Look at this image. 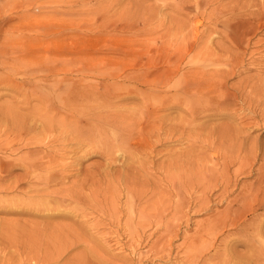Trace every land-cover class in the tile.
<instances>
[{"label":"bare ground","instance_id":"bare-ground-1","mask_svg":"<svg viewBox=\"0 0 264 264\" xmlns=\"http://www.w3.org/2000/svg\"><path fill=\"white\" fill-rule=\"evenodd\" d=\"M67 2L69 7L87 3H97V6L87 8L86 12L66 10V19H70L71 14L92 19L100 15L107 19L112 9L122 5L120 13H126L129 20L139 21L142 29L152 32L159 26L153 25L154 22L166 17L161 14L162 7L187 17L193 10L192 17L197 21L195 27L186 30L185 21L181 20V24L180 20H173L180 39L174 42L166 32L160 36L164 39L159 47L163 57L160 64L124 73L128 81L147 89L121 85L116 89L115 98L113 94L100 92L97 85L79 80L68 84L52 80L46 89L41 87L36 91L34 83L20 78L32 71L28 62L19 68L12 65L18 58V45L7 36L15 33L17 38H23L24 29L12 30L5 24L0 27V46L4 52L0 56V87L12 91V96L0 101V212L23 218L7 220V227L23 230L13 233L12 237L22 242L23 253L31 244L52 241L59 250L83 242L91 244V251H105L104 256L100 255L101 261L112 264L115 261L112 257H123L121 264H133L132 257L111 253L108 243L118 242L119 237L132 244L150 241L160 231L166 212L180 208L177 200L159 206L161 197L156 188L159 183L148 178L150 165L146 159L152 156V169L161 171L165 165L164 162L159 164L158 158L164 155L163 150L172 142L187 144L183 151L167 150L166 156L174 157L175 161L168 162L164 178L176 190L178 177L170 171L178 166L177 157L191 159V147L198 143L197 138L202 136L207 145L225 144L228 151L223 152L222 161L219 159L222 175L212 176L208 181L203 178L204 194L198 197L202 207L211 197L208 190L221 189L212 195L223 201L225 195L233 191L229 190L231 174L235 178L250 176L253 161L259 156L264 160L261 144L250 138L253 129L264 130V64L260 65L264 54H259L261 50L264 52V36H257L261 32L264 35V0H161L153 3L66 0L63 4ZM197 18H202L205 24ZM198 25L204 27L196 34L195 28L200 31ZM35 30L44 32L39 27ZM255 52L259 54L257 59L253 58ZM245 57L252 59L247 62L249 68L260 71L261 76L240 77L230 82V78L243 72L242 67L249 70L244 65ZM187 63L190 66L181 71V65ZM11 73L15 75L13 79L3 81ZM36 80L45 84L46 78ZM123 89L132 91L138 103H119V95L125 90L120 94L118 91ZM192 96L193 102L189 99ZM125 97L122 100L128 95ZM244 109L248 114L243 115ZM164 110H182L184 115L164 117ZM214 116L226 118L227 122L206 121ZM90 156L100 157L102 163L91 162L93 170L81 171L77 166ZM232 164L237 167L231 170ZM257 167L258 175L253 182L242 186L246 193L235 200L244 208L264 203V196L257 199L258 191L253 189L254 185H264V161ZM15 169L21 172L14 173ZM73 170L81 177L70 179ZM237 181L241 179H236L233 187ZM181 183L193 187L191 177H184ZM7 194L13 195L5 198ZM155 198L158 202L153 200ZM167 199L171 200V196L167 195ZM149 201H152L150 206H143ZM27 215L32 218L27 219ZM64 217L71 223H62L59 219ZM175 221L176 217L172 216L163 235L175 231L178 226ZM113 224L116 229L110 228ZM147 227L151 231H146ZM122 228L123 234L119 231ZM202 229L205 235L214 233L213 226L206 225ZM163 235L159 239H165ZM0 238L10 239L11 236L0 235ZM194 243L212 245L207 237ZM183 253L187 260L195 258L191 248Z\"/></svg>","mask_w":264,"mask_h":264},{"label":"rangeland","instance_id":"rangeland-1","mask_svg":"<svg viewBox=\"0 0 264 264\" xmlns=\"http://www.w3.org/2000/svg\"><path fill=\"white\" fill-rule=\"evenodd\" d=\"M63 1L66 0H0L2 2L0 3V27L6 25L12 30L24 29L23 38L22 36L17 38L15 33L11 35L7 32L9 36H7L8 34L5 35L8 40H15L18 45V58L13 61L12 65L19 68L28 62L32 71L27 77L22 76L20 78L34 83L36 91H39L41 87L46 89L50 81L56 80L64 81L67 84L73 80H79L86 84L91 83V85H97L100 92L106 95L113 94L112 97L121 85L147 89L145 86L128 81L124 73L135 69L143 70L154 63L160 64L163 57L159 47L164 41L160 36L166 32L169 33V38H174V42L180 39V32L175 33L177 24L173 20L178 19L181 24H183L181 20L185 21L186 30L189 27H195L194 23L197 22L196 18L192 17L193 10H191L190 17H187L162 7L161 14L166 17L154 22L153 25L159 26L155 32H152L149 31L150 29H142L139 21L129 20L126 13H120L122 5L112 9V15L107 19H103L100 15L92 19L91 16L75 14H71L70 19H66L64 16L66 10L72 12L75 9H80L79 11L86 12L87 8H95L97 3L77 4L69 7L68 2L63 4ZM154 1L160 2L161 0H146L145 3H153ZM89 17L90 19H86ZM5 19L8 21L3 23ZM197 20L205 24L202 18H197ZM113 23L115 24L113 25ZM202 26L198 25L197 28L200 31L197 32L195 28L194 32L200 33ZM38 27L44 32H36L35 29ZM257 36L264 35L261 32ZM214 39L218 40L219 37H214ZM251 47L254 48L255 46ZM2 49L3 47L0 46V56L4 55ZM259 54H264L263 50ZM259 54L255 52L253 58H259ZM249 60L252 59L245 57L244 65L247 68L250 67L247 63ZM262 64L264 61H261L260 65ZM187 66L190 65L188 63L182 64L181 71L185 70ZM241 70L243 72L230 78V82H234L240 77L261 76V72L252 66L248 71H245L244 67ZM14 76L12 73L8 74L3 81H11ZM40 78H46L45 84L35 82L36 79ZM62 78L63 80H61ZM123 91L124 93H121ZM118 93H121L119 103L125 105L138 103V97L133 94L134 97L132 91L123 89ZM150 93L152 92L150 91ZM10 94H12L11 89L7 90L0 87V101L12 96ZM124 97L126 99L122 100ZM192 97L189 99L193 102L194 96ZM240 105L241 103H238V106ZM162 113L164 117L184 115L182 110H164ZM245 114H248L246 109L243 111V115ZM206 121L223 123L227 122V119L214 116ZM202 138V136L201 139L197 138L198 143L191 147L193 151H190L192 153L190 160H182L177 157L178 166H174L170 171V174L174 171V175L178 177L176 190H173L168 180L164 178V170L170 164L168 162L175 161L174 157L168 158L166 156L167 150L183 151L187 148V144L185 142H172L166 147L167 150H163L164 155L158 158L159 164L164 162L165 165L161 171L155 172L152 169V156L146 159L150 165L148 178L151 182L159 183L156 188L160 192L161 201L158 202L157 198L159 197L153 200L158 202L159 206L168 205L177 200V205H180V208L166 212L163 224L159 227L160 231L155 233L152 240L132 244L126 238L119 237L118 242L108 243L112 247L111 253L132 257L133 264H264V203L254 207L245 206L244 208L235 202L236 199L241 198L246 193L241 189L242 186L253 182L258 175L257 166L264 160L259 156L253 161V164L250 163V165L252 164L250 176L242 177L240 175L235 178L231 174L229 190L233 191L226 194L223 201H220L215 194L212 195L221 191L222 186L219 181L220 190L218 191L216 188L208 190V195L211 197L209 202L202 207L200 202L198 203V197H202L204 194L203 184L205 180L203 178L208 181L212 176L221 174L223 171L222 166L219 165L222 161L221 156L224 151H228L225 144L207 145ZM250 138L258 140L261 149L264 150V130L262 128L253 129ZM102 160L98 156H90L77 167L84 172L93 170L90 163L101 164ZM237 164H232L231 170L236 168ZM201 171H203L202 174ZM19 172L21 170H14V173ZM75 172L77 171H72L70 179H76V176H79ZM184 177L192 178V188L190 185L181 183ZM239 178L241 181H237L238 184L233 187L236 179ZM253 189L258 191L257 199L264 196V185L259 187L254 185ZM12 195L7 194L4 197L7 198ZM167 195L171 196V200L167 199ZM152 201L143 203V206H150ZM172 216L176 217L175 222L178 226L175 227L173 233L163 235L167 232L165 225L172 221ZM25 217L27 219L32 218L28 215ZM231 217L232 221H230ZM14 218L23 219L14 213L0 212V235L11 236L10 239L0 238V264H108L106 261L100 260V255H105L103 249L91 251V244L83 242L67 245L66 248L63 246L62 249L60 248L61 250L59 249L60 251L57 250V246L52 241L44 244H31V248L23 253L22 242L12 237L13 233H19L23 230L7 227V220ZM59 220L65 224L71 223L67 217ZM206 225L213 226L214 233L205 235L202 227ZM109 226L111 229H116L114 224ZM119 231L123 234V228ZM146 231H151V229L149 230L147 227ZM162 235L165 239L161 240L159 238ZM205 237H207L208 243L212 242L211 246H201V244L194 243ZM132 247H134L133 250ZM190 248L195 254V258H192L191 261L187 260V256L183 253ZM58 251L60 254L56 256ZM112 259L115 260L112 261V264L115 262L121 264L120 260L123 257L120 259L112 257Z\"/></svg>","mask_w":264,"mask_h":264}]
</instances>
